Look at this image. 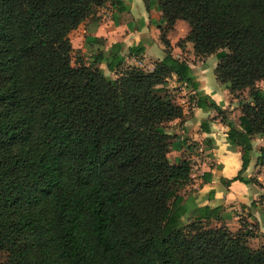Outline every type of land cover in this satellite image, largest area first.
<instances>
[{
  "label": "trees",
  "instance_id": "trees-1",
  "mask_svg": "<svg viewBox=\"0 0 264 264\" xmlns=\"http://www.w3.org/2000/svg\"><path fill=\"white\" fill-rule=\"evenodd\" d=\"M143 1L163 13L166 56L153 72L120 73V45L74 66L70 35L102 9L116 24L130 20L124 0H0V264H264L250 229L211 228L221 208L188 216L192 162H170L181 147L168 134L185 115L168 88L176 77L241 148L243 170L230 183L259 184L244 175L254 138L264 139V0ZM178 22L190 29L177 44L184 53L190 44L197 58L215 57L231 96L250 91L241 131L200 92L188 61L173 57Z\"/></svg>",
  "mask_w": 264,
  "mask_h": 264
},
{
  "label": "crops",
  "instance_id": "crops-1",
  "mask_svg": "<svg viewBox=\"0 0 264 264\" xmlns=\"http://www.w3.org/2000/svg\"><path fill=\"white\" fill-rule=\"evenodd\" d=\"M124 1L131 6L132 18L116 24L115 14L111 8H107L104 15L100 12L98 21L88 20L70 35L75 53L85 56L90 64L96 55L109 54L115 45H120V56L125 58L128 66L153 72L155 65L166 56L159 28L164 26L163 13L158 9L148 11L143 0ZM124 15H119L118 18ZM181 23L184 22H178L171 34L177 33L176 30ZM170 35L168 38L172 45L173 57L188 61L200 86V92L211 98L224 111H233L234 113H227L229 120L241 131L242 113L237 110L240 103L238 105L239 101L233 100L229 91L218 83L215 75L217 59L210 57L200 62L194 55L192 46L185 54L177 46L179 42L176 41L177 38L173 39L174 37ZM97 40H103L105 45ZM139 46L145 49V53L140 55L130 53V49ZM101 70L105 75L109 73L110 78L111 75H115L109 72L105 64L101 66ZM174 80L176 83V77ZM188 105L192 107L191 113L185 111L182 120H176L168 125V134L173 137L174 148L181 147L178 150H171L169 154L171 163L176 164L183 159L192 162V183L182 193L185 206L189 210L188 216L197 208H221V223L215 222L217 226L224 224L234 233L246 227L254 229L257 235H264V189L260 186L263 184L262 179L257 177L264 139L254 138V153L244 175L249 180H257L259 184L230 183L243 170L241 148L229 143L230 128L222 122L216 111H203L197 108L194 102H188ZM194 145L203 147L204 152L199 154Z\"/></svg>",
  "mask_w": 264,
  "mask_h": 264
},
{
  "label": "rangeland",
  "instance_id": "rangeland-1",
  "mask_svg": "<svg viewBox=\"0 0 264 264\" xmlns=\"http://www.w3.org/2000/svg\"><path fill=\"white\" fill-rule=\"evenodd\" d=\"M101 13H103V15L106 14V9H102ZM176 31H177L176 34H174V35L171 34V35L174 37L173 39L177 38L176 41H180V40H182V38H186V36L188 35L190 29H189V26L186 23L185 24L181 23ZM191 46L192 45L189 44L187 46V49L189 47H191ZM186 53L187 52H185V54ZM188 60L190 62L192 61L190 59H188ZM199 61L202 62L203 59H200ZM73 63H74V66L75 65H81V64H86L87 65L89 63V61L86 60L85 56H81V54L77 53V54H74V56H73ZM129 67H133V66H128L127 63H124L123 67L120 70V73L126 71ZM104 75H105V72H104ZM107 75H105V76L109 77V73H107ZM111 78L112 79H117L118 76L116 74L115 75H111ZM168 88H169V92L172 95V97L174 98L176 104L181 106L186 112L191 113V110H192L191 108L192 107H190L188 105V102L190 100V95H189L188 91L185 89V87H183V86L180 87L177 84V82L175 83L174 79H171L168 82ZM258 88L260 90L264 91V82L263 83H259L258 84ZM232 97H233L232 98L233 100H238L239 101L238 105L240 103V107H238L237 110L242 111V103H249L250 102V91H246L244 93H241L238 96L236 95L235 97L234 96H232ZM226 113H234V112L233 111H227ZM257 177L261 178L262 179V183L264 184V166L259 165V170L257 171ZM263 184L260 185L261 189H264V185ZM263 199H264V196H263ZM215 227H219V226H217L215 223H213L211 225V228H215ZM245 231H246V229H245ZM250 231H252V233H254V238L249 241L250 247L252 249H254V250L264 249V235H259V234L257 235L256 231H254V229H252V230L250 229Z\"/></svg>",
  "mask_w": 264,
  "mask_h": 264
},
{
  "label": "built area",
  "instance_id": "built-area-1",
  "mask_svg": "<svg viewBox=\"0 0 264 264\" xmlns=\"http://www.w3.org/2000/svg\"><path fill=\"white\" fill-rule=\"evenodd\" d=\"M196 149H197V152L199 153V154H202L203 152H204V148L203 147H196Z\"/></svg>",
  "mask_w": 264,
  "mask_h": 264
}]
</instances>
